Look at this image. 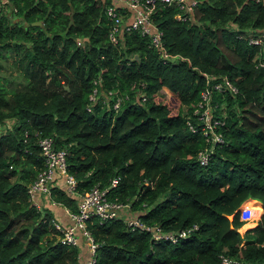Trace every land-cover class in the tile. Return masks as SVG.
<instances>
[{"label": "trees", "instance_id": "1", "mask_svg": "<svg viewBox=\"0 0 264 264\" xmlns=\"http://www.w3.org/2000/svg\"><path fill=\"white\" fill-rule=\"evenodd\" d=\"M114 5L126 6L0 3V68L9 60L0 69V264H79L89 255L62 241L50 208L30 199L43 135L66 148L75 191L97 185L142 223L189 228L155 238L122 216L90 215L93 264H264V0H196L189 15L154 0L166 57L137 29L110 40ZM224 79L235 91L214 87ZM205 89L218 119L211 129L199 116ZM59 178L50 194L75 210L78 196Z\"/></svg>", "mask_w": 264, "mask_h": 264}, {"label": "built area", "instance_id": "2", "mask_svg": "<svg viewBox=\"0 0 264 264\" xmlns=\"http://www.w3.org/2000/svg\"><path fill=\"white\" fill-rule=\"evenodd\" d=\"M6 1V0H2ZM123 2L125 7L108 6L106 11L110 16L113 17L114 21L108 32L110 40L116 41L120 36L123 30L137 29L141 33H147L149 36L150 43L159 50L160 54L164 57L169 56L170 54L165 49L162 39H161V30L156 27L153 23L150 12L153 7L154 0H145L141 2L140 0H113ZM167 3L174 2L178 4L184 13L188 15L191 13L193 4L196 0H162ZM254 41H258V38H254ZM174 56V55H172ZM263 62H260V64ZM264 64V63H263ZM223 82V83H222ZM227 86L233 91H235V86L229 82L227 79L223 81H216L214 87L220 89L221 86ZM164 91L169 93L170 90L167 87H162L160 92ZM209 91L205 89L202 92L201 100L203 103L199 102V105L202 106L199 116H202L205 119V125L210 129L218 122L217 118H213L210 112V106L208 104ZM118 103H114L117 105ZM215 139L220 140L221 134L215 132L213 134ZM41 154L43 156V167L38 171L36 178L29 184L28 191L29 196L32 202L37 206L41 207V200L39 199V194H44L50 200V203H60L57 200H54L50 194V187L54 184L56 176H61L64 179V187L69 193H74L78 196L76 201V209L72 210L70 207L65 206L68 216L71 219L69 223H62L58 220L53 219L54 226L58 229L60 233V238L62 241L69 242L71 244L81 243V236L84 237V240L87 245V250L89 255L82 259H78L79 264H93L95 260V247L96 242L90 235L89 230L86 227L85 220L90 215H97L100 220L106 218H112L116 216H122L128 224L133 226L139 225L141 228L151 231L153 237H168L175 239L177 235H185L189 228H181L174 231H163L158 225H150L142 223L138 217L123 213L120 214L122 209L126 208V204L118 200L109 199L105 194V189L100 188L97 185L92 186L89 190L84 192H77L74 190L75 179L72 174L66 171V148L57 147L54 144V139L52 135H43L38 139ZM208 158L207 149L198 151V159L200 162H206ZM116 178L112 179V184H114ZM38 195V196H37ZM227 259L222 258L220 264H226Z\"/></svg>", "mask_w": 264, "mask_h": 264}, {"label": "crops", "instance_id": "3", "mask_svg": "<svg viewBox=\"0 0 264 264\" xmlns=\"http://www.w3.org/2000/svg\"><path fill=\"white\" fill-rule=\"evenodd\" d=\"M59 181H60V178L58 180L56 179L54 181V183L57 184V183H59ZM39 199L41 200V204L43 207H49L52 210L53 218L55 220H58L62 223L71 222V219L67 214L65 206H63L61 203H58V202L57 203H50L49 202L50 199L41 193L39 194ZM80 248H81L83 253L85 252L84 250L87 249V245H86V242H85L83 237L81 238Z\"/></svg>", "mask_w": 264, "mask_h": 264}, {"label": "rangeland", "instance_id": "4", "mask_svg": "<svg viewBox=\"0 0 264 264\" xmlns=\"http://www.w3.org/2000/svg\"><path fill=\"white\" fill-rule=\"evenodd\" d=\"M3 1L2 0H0V3H2ZM3 62H4V64H3V66L0 68V69H9V60L8 59H4L3 60ZM161 94H163L165 97H167L169 94H171V91L169 92V93H165L164 91H162V93ZM114 103H118V100L116 99V101L114 102ZM4 123L3 122H1L0 123V128L2 129L3 127H4ZM63 183H64V179H63ZM51 210V209H50ZM51 212H52V210H51ZM128 213V209L127 208H124V209H122V211H120V214H122L123 215V213ZM53 213V212H52ZM257 218L258 217H256L255 219H254V221L256 222L257 221ZM254 222V223H255ZM69 223V222H68ZM252 223H253V221H252ZM252 223H249V224H247V225H243V228H239V231L240 232H244V230H245V228H247V227H249V225H252ZM83 236H81L80 238H82ZM84 238V237H83Z\"/></svg>", "mask_w": 264, "mask_h": 264}, {"label": "water", "instance_id": "5", "mask_svg": "<svg viewBox=\"0 0 264 264\" xmlns=\"http://www.w3.org/2000/svg\"><path fill=\"white\" fill-rule=\"evenodd\" d=\"M258 70H259L260 73L262 74L261 82L264 84V64H263V63L259 64V66H258Z\"/></svg>", "mask_w": 264, "mask_h": 264}]
</instances>
